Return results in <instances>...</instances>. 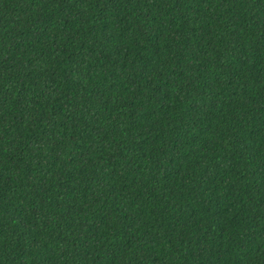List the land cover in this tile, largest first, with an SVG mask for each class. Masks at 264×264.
Instances as JSON below:
<instances>
[{
  "label": "trees",
  "instance_id": "16d2710c",
  "mask_svg": "<svg viewBox=\"0 0 264 264\" xmlns=\"http://www.w3.org/2000/svg\"><path fill=\"white\" fill-rule=\"evenodd\" d=\"M0 264H264V0H0Z\"/></svg>",
  "mask_w": 264,
  "mask_h": 264
}]
</instances>
